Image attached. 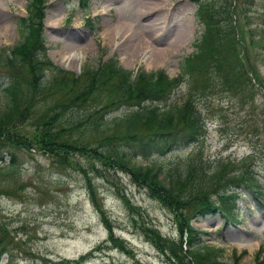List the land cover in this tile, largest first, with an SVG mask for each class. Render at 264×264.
<instances>
[{
	"label": "rangeland",
	"instance_id": "374dc122",
	"mask_svg": "<svg viewBox=\"0 0 264 264\" xmlns=\"http://www.w3.org/2000/svg\"><path fill=\"white\" fill-rule=\"evenodd\" d=\"M239 1L242 9L236 14V23H242L245 30L253 28L264 34V0ZM155 2V10L143 15L144 0H88L86 9L79 0H48L41 33L45 54L61 68L79 75L80 81L74 87L82 86V70L110 56L128 69L161 68L171 76L176 75L180 59L194 50L193 41L202 32L195 14L197 3ZM26 4L27 0H0L3 12H0V48L19 40L18 19L27 14ZM155 17H160L158 29L147 33L148 23ZM123 24L148 34L146 38L157 46L167 47L170 58L166 65L150 63L148 67L147 60L152 62L148 57L134 60L117 45L120 36L111 43L107 32ZM246 38L250 39L249 33ZM65 41L74 43L71 55L79 60L64 57ZM181 41H186L185 46L172 49ZM251 51L257 53L253 60L264 80V41H257ZM5 69L0 67L1 80L7 76ZM18 76L26 88L28 68L19 69ZM68 91L57 83L40 96L31 93L27 112L0 133V236L7 243L0 254V264H170L141 232V227L155 226L162 235L177 237L173 213L153 196L157 194L151 184L136 177L129 168L116 166L111 157L102 156L100 152L106 146L101 141L113 130L105 135L97 132L90 117L83 116L82 107L78 112L68 109L65 115L61 111L54 116L56 104L64 105L70 97ZM186 92L187 85L183 82L168 99L147 103L157 102L162 107L180 101ZM262 92L258 86L254 99L244 102L226 92L199 98L197 108L206 124L204 136L200 141L184 142L164 155L141 153L139 140H121L119 146L128 148L134 163H156L164 183L169 173L180 170L190 155L199 161L198 157L239 159L251 154L255 158L253 167L264 184ZM94 99L85 105L103 106L101 111H105L106 118L129 107L127 104L109 107L111 97L104 93ZM2 105L0 100V109ZM35 113H45L51 119L47 126L50 124L55 140L80 145L66 149L65 162H56L59 159L56 148L50 150L37 141L42 128L34 124ZM2 165H12L14 172L4 173ZM237 209V223H225L219 212L196 216L191 223L209 232L203 235L205 242L224 248L222 259L226 264H264V200L259 203L250 190L242 189ZM111 234L115 240L110 238ZM122 243L129 251L119 247ZM235 253L239 255L236 259Z\"/></svg>",
	"mask_w": 264,
	"mask_h": 264
},
{
	"label": "trees",
	"instance_id": "16d2710c",
	"mask_svg": "<svg viewBox=\"0 0 264 264\" xmlns=\"http://www.w3.org/2000/svg\"><path fill=\"white\" fill-rule=\"evenodd\" d=\"M195 1L198 4L197 19L202 23L203 31L194 41V50L180 59L176 76H170L161 68L152 71L128 69L121 66L116 57L110 56L98 65L82 70V86L74 87L80 81L79 75L61 68L45 54L41 33L48 0H27V14L18 19L19 40L10 47L0 48V67H6L7 72L2 80L3 74H0V100L3 102L0 133L27 112L31 93L40 96L57 83L61 84V88L69 90L71 95L64 105L56 104L54 116L61 111L65 115L68 109L78 112L82 107L83 116L90 117L97 132L105 135V132L113 130L101 141L106 146L100 152L102 156L111 157L116 166L129 168L136 177L151 184L157 194L151 195L161 200L173 213L177 237L162 235L155 226L141 227V232L164 255L165 260L170 264H226L222 259L224 248L205 242L202 234H208V231L194 227L191 219L219 211L232 220L237 210L239 188L261 194L260 179L252 164L253 155L238 160H202L198 157L199 161L190 155L180 170L169 173L168 181L164 183L156 163H134L126 150L128 148L118 143L128 139L139 140L141 153L164 155L176 146L198 140L201 136L202 116L197 108L199 98L226 92L244 102L254 99L258 86L264 90V80L253 60L257 53L251 51L257 41H264V34L257 33L253 28L245 30L242 23H236V14L242 9L241 1ZM81 2L86 5L87 0ZM87 20L91 22L89 17ZM246 33L250 34L249 40ZM25 67L29 72L26 88L20 84L18 76V70ZM50 71L52 74H49ZM183 82L187 85V92L180 101L162 107L157 102L147 103L168 99ZM103 93L111 97L109 107L119 108L124 104L129 107L106 118L105 111H101L103 106L85 105ZM33 119L34 124L42 128L37 141L50 150L56 148L57 163L68 160L66 149L70 146H80L78 143L55 140L50 124L47 126L51 119L45 113H35ZM11 166H3V172H14ZM110 238L115 240L112 234ZM6 244L0 236V254L5 251ZM119 247L129 251L123 243ZM238 256L235 253L234 258Z\"/></svg>",
	"mask_w": 264,
	"mask_h": 264
},
{
	"label": "bare ground",
	"instance_id": "6f19581e",
	"mask_svg": "<svg viewBox=\"0 0 264 264\" xmlns=\"http://www.w3.org/2000/svg\"><path fill=\"white\" fill-rule=\"evenodd\" d=\"M157 1V0H156ZM155 0H144V6L142 9L143 15L149 14V12L155 10L156 5L154 4ZM156 3V2H155ZM2 4V3H1ZM154 4V5H153ZM2 6L0 5V12H2ZM153 9V10H152ZM3 13V12H2ZM160 17H155L152 21L148 23L147 26V33H152L158 29V23ZM161 22V21H160ZM123 29V31H121ZM122 32L121 34L119 32ZM148 34L143 35L139 33L137 30L133 29L130 26L127 25H115V27H111L110 31L107 32L108 40L112 43L116 41V38L120 36L121 40L120 42H117V45L127 51L129 55L135 60L139 57H142L143 60H145L146 57H148L152 62L147 60L148 67L150 66V63L153 65L157 64H164L166 60L169 57V51L164 47L157 46V44L154 43V41L151 39H147ZM152 44H151V43ZM155 44V45H153ZM186 41H181L178 44L172 48H179L181 46H185ZM74 43H71L69 41H65L64 43V57L79 60L78 56L71 55L72 49H74ZM180 49V48H179ZM67 53V54H66ZM170 58V57H169ZM65 59V60H66ZM68 61V60H67ZM122 62V61H121ZM166 65V64H164Z\"/></svg>",
	"mask_w": 264,
	"mask_h": 264
}]
</instances>
